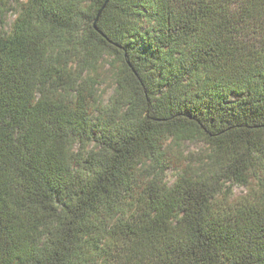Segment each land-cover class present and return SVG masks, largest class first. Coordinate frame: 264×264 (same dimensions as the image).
I'll list each match as a JSON object with an SVG mask.
<instances>
[{"label": "trees", "instance_id": "trees-1", "mask_svg": "<svg viewBox=\"0 0 264 264\" xmlns=\"http://www.w3.org/2000/svg\"><path fill=\"white\" fill-rule=\"evenodd\" d=\"M106 2L0 31V264H264V0Z\"/></svg>", "mask_w": 264, "mask_h": 264}, {"label": "rangeland", "instance_id": "rangeland-1", "mask_svg": "<svg viewBox=\"0 0 264 264\" xmlns=\"http://www.w3.org/2000/svg\"><path fill=\"white\" fill-rule=\"evenodd\" d=\"M26 0H0V31L9 33L17 18L18 5L25 3ZM99 68V85L97 86L98 95L103 97V100L107 103L109 99L114 95L116 90L115 77L110 71V67L106 64ZM238 98L233 97L231 101H237ZM185 150L187 153L198 154L204 150V145L200 143L186 144ZM176 172L169 171L167 180L173 182L175 180ZM234 198L245 197L249 189L245 187H236L233 190Z\"/></svg>", "mask_w": 264, "mask_h": 264}, {"label": "water", "instance_id": "water-1", "mask_svg": "<svg viewBox=\"0 0 264 264\" xmlns=\"http://www.w3.org/2000/svg\"><path fill=\"white\" fill-rule=\"evenodd\" d=\"M108 1H109V0H107V2H106V3H108ZM104 7H105V6H104ZM100 15H101V12H100L99 16H100ZM99 16H98V18H99ZM97 20H98V19H97Z\"/></svg>", "mask_w": 264, "mask_h": 264}]
</instances>
